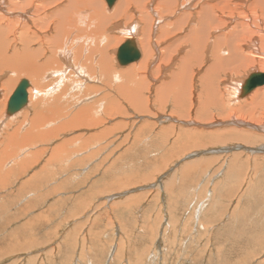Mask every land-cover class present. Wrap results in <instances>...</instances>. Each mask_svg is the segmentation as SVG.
Returning a JSON list of instances; mask_svg holds the SVG:
<instances>
[{"label": "rangeland", "instance_id": "374dc122", "mask_svg": "<svg viewBox=\"0 0 264 264\" xmlns=\"http://www.w3.org/2000/svg\"><path fill=\"white\" fill-rule=\"evenodd\" d=\"M2 1L0 14L15 19L16 13L7 10L17 7L16 1L10 0L8 9ZM64 1L67 2H58L49 10ZM96 1L102 5L95 4L87 13L105 8L102 11L111 18L102 30V41L97 40L106 55L105 68L111 65L101 83L96 81L94 70L82 62V55L75 61L71 56L68 62H61L59 69L45 68L35 79L4 64L14 43L0 50V88L3 80L12 79L9 90L0 89V103L6 99L5 110L19 80L32 82L30 97L19 116L13 118L0 111V264H264V119H260L264 105L260 103L258 110L242 107L264 85L242 99L235 95L234 101L227 97L224 86L226 81L234 83L239 79L241 86L250 72L264 70L251 66L239 67L238 72H215L214 83L224 94L220 100H205L195 80L204 76L210 62L205 57L206 65H201L196 58L190 64L194 73L190 69L187 83L176 93L183 104L178 107L175 97L169 95L170 86L161 83L159 71L165 64L162 60L167 55L173 56V63H183L196 50L200 53L201 48L196 47V41L187 43L185 31L168 39L179 30L166 27L170 17L162 13V2L170 0H116L111 7L105 0L84 3L90 7ZM121 2L122 6L127 4L125 10L119 9ZM157 3L159 12L154 9ZM241 16L234 23L246 19ZM2 22L8 32L14 30L9 38L17 41L20 25ZM174 22L171 21L173 25ZM79 23L80 42L65 45L72 52L83 42L84 48L89 47L92 41L86 27L93 20L87 25L82 20ZM143 27L147 29L146 36L142 34ZM130 34L143 54L140 52V58L132 64L120 66L114 52L123 40L131 38ZM169 43H176L174 49ZM50 45L52 50L56 47L55 42ZM250 45L246 40L239 46L250 56L256 50ZM28 49L36 54L37 62L44 53L32 44ZM145 51L151 55L141 68ZM259 52L263 53L261 49ZM206 54L211 57V49ZM79 62L86 67L79 68ZM156 66L159 71H154ZM142 69H147L146 75ZM142 80L149 89H142ZM99 94L105 98V119ZM158 96L170 102L160 107ZM89 105L92 109L85 110ZM232 108L244 109L245 113L231 111ZM87 118L91 125H95L94 119H102L107 129L114 125L116 128L106 140L96 142L90 134L97 128L81 125ZM149 122L153 124L152 132ZM59 123L65 127L60 129ZM244 136L246 140L241 139ZM181 138L186 143L179 148L175 141ZM85 140L90 147H81ZM82 152H89L86 157L90 159L85 164L79 161ZM100 157L102 161H96ZM86 177L90 198H74L85 189Z\"/></svg>", "mask_w": 264, "mask_h": 264}, {"label": "bare ground", "instance_id": "6f19581e", "mask_svg": "<svg viewBox=\"0 0 264 264\" xmlns=\"http://www.w3.org/2000/svg\"><path fill=\"white\" fill-rule=\"evenodd\" d=\"M15 1L17 3V7L10 6V8L8 5V4H10V0H3L2 1L3 2L2 4L4 5V7L8 6L7 7V9L9 8L7 10V11H9L8 13H11V14L16 13L15 19H12V17H10V18L6 17L3 14H0V50H2L4 48L8 49L9 46L11 47L12 43H14V45H15L12 47L11 55H7L4 58V60L6 61V63H4V64H6V66H8V68L10 70L14 69L15 72L19 73L20 75L26 74L28 76H34L35 79H39L41 77V75L43 74L42 71H44L45 68H54L55 66H58L57 69H59L61 67V64L63 62H65V63L68 62V59L71 56H74L73 60L75 61V60L79 59V57L82 55V59H83L82 62L84 61L89 69H91L92 71L94 70V73H95L94 77L96 78V81L101 83L104 80V75H107V71H109L111 69V65L109 68H107V69L105 68L106 62H105V64L103 62L105 61L104 58L106 55H105V53H102V48L99 46L100 44L97 43V40L101 39L100 36L102 34V30L104 28V25H106L108 20H110L111 18H110V16L107 15V13L103 12L105 8L102 9L103 11L101 9H98V8L95 9L94 8L95 10L92 11L93 13H87L88 8H91V7L93 8V6L95 4L98 5L96 7H99V4L102 5L101 2L98 3L96 1L92 4H90V7H88L86 5V3H84L85 0H67V2L64 1L61 5L55 7L53 10L50 11L49 9L51 7H53L58 2H62L63 0H15ZM126 2H128V1H126ZM179 2H183V3H179ZM162 3L165 6V9L162 13H166L167 16L170 17V20L166 21V27L167 28H173L175 26L177 29H179L178 31L171 34L168 37V39H171L173 36L177 35L180 31H185V32H183L185 34V35L183 34L184 35L183 38L187 41V43L190 40H191V42L196 41V44H197L196 47L199 45V48H201L200 49L201 52H203V53H201V52L199 53L196 50V52H194L195 54H192V56H190L191 55L190 54L189 55L190 57L188 59H186L185 61H183V63H181V61H179V60H178V62L173 63L174 62L173 56L166 57L167 56L166 55V56H164V58L162 60V62L165 64L162 65V67H160L161 70L160 71L158 70L159 66L158 67L156 66V68H154V71L156 69L161 73V78H163L161 83L163 84V81H164L165 82L164 86H170L171 90H170L169 95L175 97V100H176L175 105L176 106H178V107L183 106V104L181 105V100L179 99V96H176V93L178 90H181V87L184 84L187 83V80L189 79V76H190V69L194 73V69H192V67H191V65H192L191 61L194 59L196 60V58L198 59L197 63H200L201 65H206L205 57L210 62V63L208 62L209 64H207L208 67H207V71L204 72L205 73L204 76H200V77L197 76V78L195 80V83H198L199 88H200L199 91L203 95L205 100H211V99L220 100L221 95L224 94V91L219 89L218 84L214 83L216 81V78L213 76L215 72H219V71L228 72V71H230L232 73L233 71L238 72L239 67H251V66H254V67L260 66L261 70L262 71L264 70V62H263L264 60L258 61L256 58L250 57V56H256V57H260V58L264 59V0H170L169 3H164V2H162ZM120 5L121 6L123 5L122 2ZM126 5L127 4H125V2H124V6L119 7V9L126 7ZM229 5H231V7H229ZM48 6H49V8H46ZM156 6L157 7H155L154 9L157 12H159L160 11L159 10L160 4L157 3ZM100 8H103V6ZM32 10H33V12H32ZM123 10H125V9L123 8ZM31 12H32V14H31ZM118 12H119V10H118ZM177 13H179L178 16L176 15ZM112 14H115V13H112ZM130 14H132V15L129 18H131L133 16V13H130ZM152 14H153V12H152ZM148 15H150V14H148ZM175 15L177 16L176 18H175ZM237 16H239V17L241 16V18L245 17L246 19H243V21L234 23ZM159 17H161V16H159ZM164 17H166V16L164 15ZM172 17H173V19H171ZM157 18H158V16H157ZM2 19L6 20V21H11L12 23L15 22V24L17 26H18V24L20 25L17 28V31H18L17 41L14 40V37L12 39L9 38L10 34L11 35L14 34V30L9 29L10 32H8V27L4 26ZM151 19H152V17H151ZM195 19H196V22H195ZM80 20L85 21L86 25H87V23H89L90 21L93 20V23L92 24L90 23L91 25L88 24L89 27H86L87 28V37L91 38L92 41L89 42V47L84 48L83 44L85 42H83V43L79 44V46L77 48H75V52H72V51H70L71 49L70 50L66 49L65 45L69 44V43L76 44V43L80 42V39H77V38H79V36L82 33V28L78 26L79 24H81V23H79ZM172 20L175 21L174 25L171 23ZM147 21L150 22L148 19H147ZM247 23H249V25ZM135 24H136V22H135ZM138 24H136V25H138ZM231 24H232V26L230 28L224 29V27L229 26ZM81 25H83V24H81ZM136 25H134L135 28H134V26H133V28L135 29V31H138L139 25L138 26H136ZM166 27L164 25V28H166ZM145 28L141 29V30L143 31L142 34L146 36L147 29H145ZM243 28H246V29L243 30ZM74 29H76V32L73 34ZM141 30H140V32H141ZM131 36H133V34L132 35L130 34V37ZM149 36H150V34H149ZM51 38L53 39V41L51 40ZM102 39H101V41H102ZM131 39L134 40V38H132V37H131ZM246 40H250V42H251L250 46L256 49L255 51L250 52V56L247 53H244L245 49H243L242 47L239 46L243 42H245ZM178 41H180V40L178 39L177 42ZM19 42L21 44L18 47L17 43H19ZM53 42L56 43V47L52 50V46L50 44ZM134 42H135V45L137 46L135 40H134ZM121 43H120V45H121ZM176 43H169L168 45H169V47L173 48V46ZM31 44L34 47L38 46L39 49L44 50V53H42L38 59V62L40 64L37 62L36 54L33 51H31L30 49H28ZM96 45H98V46H96ZM177 45H178V43H177ZM102 47L104 49V46H102ZM140 47H141V45H140ZM137 48H138V46H137ZM210 49L212 51L211 57L214 58V61L209 55L206 54V51L210 50ZM259 49H261L263 53H260V52L258 53ZM116 50H117V48H116ZM116 50L114 52L115 54H116ZM48 51H52V53L51 52L49 53ZM146 52L147 51H145V53ZM224 52L226 53L225 56H221L224 54ZM141 53L143 54V51ZM112 54H113V52H112ZM145 55L146 56L144 57L143 61L141 62V68L143 67V65H146L148 63V58L151 55V53L147 52V54H145ZM140 60H142V59H140ZM172 60H173V62H172ZM116 61H117V59H116ZM152 62H153V58L149 59V67L152 64ZM85 64L80 63V66H78V65L77 66L79 68H81V67L83 68L85 66ZM117 64L119 65L118 62H117ZM130 64H132V62ZM44 65L47 67H43ZM201 65H200V67H201ZM200 67H199V70H201ZM80 70L83 71V69H80ZM91 70H90V72H91ZM142 70H143V74L146 75L147 69H142ZM84 75H87V71H86V73L84 72ZM153 76H154V78H157V79L159 78V77H155V75H153ZM193 76H194V74H193ZM202 77H204V78H202ZM154 78L152 77L151 82H153ZM11 80H12L11 78L3 80L1 83L0 89L3 88L5 91L9 90L11 87L10 84L12 83ZM229 81H231V80H229ZM229 81H226L224 84V86L226 87L227 92H228L227 97H231L232 100L234 101V96L238 94V98H241L239 96L240 79L234 80V83H232V81L231 82H229ZM144 82L145 81L142 80V82L140 81V84H143ZM30 83L32 84V82H30ZM184 86L182 88H184ZM257 87H255V88H257ZM29 88H30V86L27 88V91H29ZM145 88L149 89V85L147 86V83H144V86H142V89H145ZM97 90L99 91L100 89H97ZM6 93H4V95ZM28 94H29V92H28ZM191 94H192V92H191ZM191 94H190V96H191ZM99 96H100L99 99L101 100L100 110L103 112V115H102L103 119H105L106 112L103 109V107H104L103 104H104L105 98L102 94H99ZM137 96H135V97L137 98ZM160 96L157 97V101L159 102L158 105L160 107L166 106V104L169 103L170 100L168 98H166L165 96H164L165 99H163V97H160ZM224 96H226V95H224ZM28 97H30V96L28 95ZM145 100L147 101V98ZM260 103L262 105H264V86L262 88L255 90L253 92V97L251 98V101L249 103H247L246 105H243L242 107H245V109L246 108L248 109V106H250V107L253 106V109L256 110ZM5 104H6V99L4 101H2V103H0V111L5 112V114H6V110L4 109ZM199 106H200V104L198 105L197 110H198ZM242 107L240 106V108H242ZM240 108H238V109L232 108L231 111H235V112L238 111V113L242 112V114L245 113L244 109H240ZM22 109L18 110L17 112H15L11 115H9V114H6V115L12 116L14 118V116L15 117L19 116L20 112H22L21 111ZM84 109L89 111V109L90 110L92 109V105L85 106ZM242 114H240V115L238 114V115L243 117ZM87 116L88 115H86V117ZM75 118H77V117H75ZM81 118H79V120ZM106 118L108 119L110 117L107 116ZM261 118L264 119V114H262L260 119ZM77 119H76V121H77ZM260 119L257 118L258 121H260ZM22 120H24V119H22ZM41 120H43V119H41ZM81 121H83V120H81ZM89 121H90V118L89 119L87 118L85 124H84V122H81V125H83V127L85 126L87 128H97V130L95 129L96 130L95 133L90 134L91 135L90 138L95 139L96 142H99V141L101 142L102 140H106L105 139L106 136H108L109 134H112L113 129L116 128V126L114 125V126L110 127L109 129H107V126L102 124V121H104L102 119H99L98 121L94 119L93 123L95 125L89 124L91 122V121L90 122ZM43 122H44V120H43ZM77 123H80V121ZM63 127H65V124L63 123V125H62V123H61L59 128L63 129ZM149 130L151 132L153 131V124L150 122H149ZM109 137H110V135H109ZM245 138L246 137L244 136V138L242 137L241 139L246 140ZM257 138H259V137L256 136V139ZM256 139L254 138V140H256ZM248 140H249V138L247 139V141ZM177 143H178L179 148H181V146H184L186 142H185V140L183 141V139L181 138L177 142L175 141V144H177ZM179 143H182V144L179 145ZM88 144H91V143H88ZM83 145H87L86 140H85V144H81V147ZM95 145H98V144H95ZM87 146L90 147V145H87ZM87 146H85V147H87ZM61 147L59 146V148H61ZM55 150H57V148ZM94 152H95V150H94ZM217 152H219V151H217ZM22 154H23V152H22ZM97 154H98V152H97ZM90 156H91V154H90ZM49 157H51V156H49ZM88 159H90V158H88ZM91 159L93 160V157ZM48 161L50 162L51 158H49ZM96 161L100 162V161H102V158L100 157V159L96 160ZM9 171L10 170H7L5 173V175L7 177L9 176Z\"/></svg>", "mask_w": 264, "mask_h": 264}, {"label": "water", "instance_id": "95a60500", "mask_svg": "<svg viewBox=\"0 0 264 264\" xmlns=\"http://www.w3.org/2000/svg\"><path fill=\"white\" fill-rule=\"evenodd\" d=\"M108 7H111L116 0H105ZM141 53L133 39L128 38L116 50V59L119 65H127L131 62L138 60ZM264 84V72L253 71L250 72L243 80L239 96L245 97L255 87ZM30 86L26 78L19 80L7 101L6 114H13L22 109L28 102L27 88Z\"/></svg>", "mask_w": 264, "mask_h": 264}, {"label": "crops", "instance_id": "0c3cea01", "mask_svg": "<svg viewBox=\"0 0 264 264\" xmlns=\"http://www.w3.org/2000/svg\"><path fill=\"white\" fill-rule=\"evenodd\" d=\"M22 117H24V115H21ZM83 153V154H82ZM81 153V158L79 159V161H81V163L82 164H85V162H87L89 159L86 157V155L88 154V153H86L85 154V152H82ZM84 177V176H83ZM82 176H81V178H83ZM86 180V182H87V184L85 185V189L84 190H82V191H80V192H77L76 193V195H75V197L74 198H80V197H82V198H90V187H89V177H86L85 179H83V181H85ZM99 180H100V178L99 177H97L96 179H95V182L96 183H98L99 182ZM83 181H82V183H83ZM100 186L99 185H97V188H99ZM102 187V186H101ZM94 195H100V194H94Z\"/></svg>", "mask_w": 264, "mask_h": 264}]
</instances>
